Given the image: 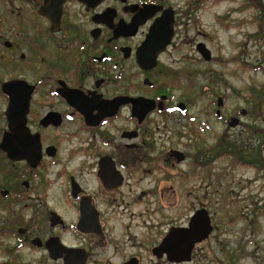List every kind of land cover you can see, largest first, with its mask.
I'll use <instances>...</instances> for the list:
<instances>
[{
    "label": "flooded vegetation",
    "instance_id": "flooded-vegetation-1",
    "mask_svg": "<svg viewBox=\"0 0 264 264\" xmlns=\"http://www.w3.org/2000/svg\"><path fill=\"white\" fill-rule=\"evenodd\" d=\"M201 2L0 0V264H197L166 240L201 209L173 215L191 100L166 59Z\"/></svg>",
    "mask_w": 264,
    "mask_h": 264
},
{
    "label": "rangeland",
    "instance_id": "rangeland-1",
    "mask_svg": "<svg viewBox=\"0 0 264 264\" xmlns=\"http://www.w3.org/2000/svg\"><path fill=\"white\" fill-rule=\"evenodd\" d=\"M187 36L189 48L166 59L179 58L173 68L185 73L173 95L191 100L183 137L172 126L168 139L189 156L180 165L188 179L172 181L181 194L173 215L204 208L210 216L197 264H264V0H202ZM231 117L237 126L228 125Z\"/></svg>",
    "mask_w": 264,
    "mask_h": 264
},
{
    "label": "water",
    "instance_id": "water-1",
    "mask_svg": "<svg viewBox=\"0 0 264 264\" xmlns=\"http://www.w3.org/2000/svg\"><path fill=\"white\" fill-rule=\"evenodd\" d=\"M199 52L205 58V60H209L211 54L209 50L205 47L204 44H199ZM219 99V103H220ZM244 113V111H242ZM229 126L234 127L237 124V119L232 117L229 121ZM213 231V226L211 224L210 216L206 209L201 208L198 209L190 218L189 226L183 229H180L179 232L174 229L170 232L167 237V241H174L175 234L180 238L181 241H189V251H191L192 247L195 243L205 240L209 237L211 232ZM187 248V247H186ZM185 249V247L180 246V250Z\"/></svg>",
    "mask_w": 264,
    "mask_h": 264
},
{
    "label": "trees",
    "instance_id": "trees-1",
    "mask_svg": "<svg viewBox=\"0 0 264 264\" xmlns=\"http://www.w3.org/2000/svg\"><path fill=\"white\" fill-rule=\"evenodd\" d=\"M228 148H230V150H232V149H235V146H233V145L230 144V145L228 146ZM239 156H240V155H239Z\"/></svg>",
    "mask_w": 264,
    "mask_h": 264
}]
</instances>
